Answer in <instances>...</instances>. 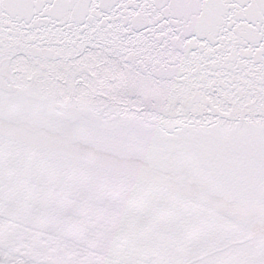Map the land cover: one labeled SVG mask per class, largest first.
<instances>
[{
	"label": "snow or ice",
	"instance_id": "snow-or-ice-1",
	"mask_svg": "<svg viewBox=\"0 0 264 264\" xmlns=\"http://www.w3.org/2000/svg\"><path fill=\"white\" fill-rule=\"evenodd\" d=\"M0 264H264V0H0Z\"/></svg>",
	"mask_w": 264,
	"mask_h": 264
}]
</instances>
